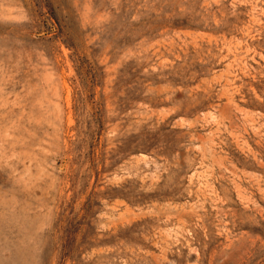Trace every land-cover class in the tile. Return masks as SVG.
I'll return each instance as SVG.
<instances>
[{
    "label": "rangeland",
    "instance_id": "obj_1",
    "mask_svg": "<svg viewBox=\"0 0 264 264\" xmlns=\"http://www.w3.org/2000/svg\"><path fill=\"white\" fill-rule=\"evenodd\" d=\"M0 264H264V0H0Z\"/></svg>",
    "mask_w": 264,
    "mask_h": 264
},
{
    "label": "bare ground",
    "instance_id": "obj_2",
    "mask_svg": "<svg viewBox=\"0 0 264 264\" xmlns=\"http://www.w3.org/2000/svg\"><path fill=\"white\" fill-rule=\"evenodd\" d=\"M245 44H246V43H245ZM165 62H166V61H165ZM226 72H227V71H226ZM218 75H219V74H218ZM222 75H223V74H222ZM230 76H232V75H230ZM219 77H220V76H219ZM213 78H214V77H213ZM233 82H234V81H233ZM209 86H210V85H209ZM226 92H227V91H226ZM222 93H223V92H222ZM223 94H224V93H223ZM232 94H233V93H232ZM226 99H227V98H226ZM227 102H229V101H227ZM231 103H232V102H231ZM160 114H161V113H160ZM180 119H181V118H180ZM183 120H184V119H183ZM181 123H182V122H181ZM212 132H213V131H212ZM212 132H211V133H212ZM205 135H206V134H205ZM231 135H232V134H231ZM197 138H198V136H197ZM201 138H202V136H201ZM201 138H200V139H201ZM207 138H208V137H207ZM202 139H203V138H202ZM202 139H201V140H202ZM182 141H183V140H182ZM205 141H206V140H205ZM174 149H175V148H174ZM178 151H179V150H178ZM199 152H200V151H199ZM173 153H174V152H173ZM170 154H171V153H170ZM128 161H129V160H128ZM113 181H114V180H113ZM118 182H119V181H118ZM117 204H118V203H117ZM124 204H125V203H124ZM120 205H121V203H120ZM127 208H128V207H127ZM130 212H131V211H130ZM179 223H180V222H179ZM167 239H168V238H167ZM153 244H154V243H153ZM155 247H156V246H155ZM153 259H154V258H153ZM166 260H167V259H166Z\"/></svg>",
    "mask_w": 264,
    "mask_h": 264
}]
</instances>
